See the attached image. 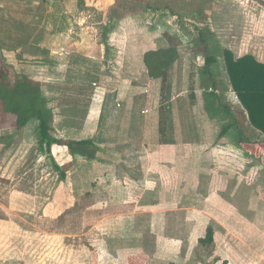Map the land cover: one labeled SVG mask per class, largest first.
I'll return each mask as SVG.
<instances>
[{"label":"rangeland","instance_id":"rangeland-1","mask_svg":"<svg viewBox=\"0 0 264 264\" xmlns=\"http://www.w3.org/2000/svg\"><path fill=\"white\" fill-rule=\"evenodd\" d=\"M15 1L0 0V264L8 263L10 251L21 254L22 264H114L112 252L133 251L143 245L148 252H154L152 264H159L155 259L171 257L164 248L162 254L155 253L156 236L162 238L164 231L170 233L168 249L187 254L188 264H221L228 256L232 258L227 264H264V135L250 125L240 109L222 56L228 47L235 50L236 57L253 50L259 57L264 55L260 53L264 51V0H117L111 14L118 18L140 14L144 20L151 19V31L155 29L165 37L169 47L182 43L178 46L182 58H177L165 82L163 78L149 82L148 73L135 82L136 86H144L147 81L151 84L149 94H143L145 90L139 87L136 95H145L142 105L150 102L158 115L156 135L150 131L146 138L188 145L185 149L180 146V154L177 148L166 151V163H151L147 168L134 164L133 174L117 167L120 163H113L119 162V153L125 151L116 144L117 159L102 158L112 163H69V156L57 154L55 149L56 161L68 172L66 181L59 180L47 155L38 150L37 120L33 118L20 126L21 112L26 107L13 92L18 84L29 93L39 89H33L37 83L32 80L36 64L31 60L23 71L1 50L3 43L11 46L23 33L9 14L25 11L34 0ZM149 27L144 28L145 33ZM202 36L209 47L202 43ZM123 40L130 43L134 37ZM246 43L250 49L245 46L238 51ZM211 48L219 60L213 68L218 93L234 110L235 117L212 119L207 111L208 120L203 114L202 107L207 110L204 92L211 87V81L202 76V69ZM110 74L111 78H103L106 88H120L118 74ZM60 86L63 90L59 99L46 96L48 108L57 116L62 112L80 115L85 103L74 107L69 98L78 89L73 84ZM98 87L91 101L85 97L89 104L101 103L96 96L103 90ZM85 90L86 95L91 94V89ZM14 104L17 110L10 106ZM10 107L12 115L7 116ZM55 118L54 114L52 125ZM205 122L209 123L207 138L200 130ZM226 124L234 125L220 136ZM59 139L65 145V139ZM146 189H155V195L143 193ZM150 202L165 210L154 212L155 226L132 227L133 220L140 221L147 215L141 208ZM135 205L139 209L132 212ZM164 221L172 225L161 227ZM209 228L214 231L212 242L206 241ZM145 232H152L151 238ZM126 262L122 260V264Z\"/></svg>","mask_w":264,"mask_h":264},{"label":"crops","instance_id":"crops-1","mask_svg":"<svg viewBox=\"0 0 264 264\" xmlns=\"http://www.w3.org/2000/svg\"><path fill=\"white\" fill-rule=\"evenodd\" d=\"M17 2L24 3V0H16L15 3L17 4ZM109 2V0H34L31 2V7H26L25 11L19 10L9 14L16 20V24L23 33L19 39H14L15 44L10 46L7 43H3L1 50L4 52V56L11 57L13 65L23 71L28 67L27 63L31 60L36 64L35 77L32 80L37 82L35 86L37 87L36 89L42 90L41 94L45 93V96L56 100L62 95L60 92L63 89L60 85L73 84L78 89L72 94L70 93L71 96L69 98L73 101L72 105L74 107L80 105V102L85 103L86 106L84 107L88 109L85 119L82 116L81 118L71 117L63 112L57 116L55 112L54 135L65 139V141H78L98 137L99 151L94 160H86L79 156L73 157L69 153L67 146L55 144L52 146V153L57 160V154H62L64 157L69 156V163H72L73 160L77 162L93 163L100 161L99 163H112L104 161L102 158L111 156L117 159L114 153L116 144L125 151H123V154L119 153L120 161L113 163H120L117 164V167H121L120 169L123 171L133 174L134 169L132 166L134 164H144V168H147L151 163L155 165H160L162 162L166 163L169 160L168 156L164 155L166 151L174 148H177L178 151L181 145L185 149L188 143H183L185 144L183 145L182 142H175V140L155 142L154 139L150 141L146 138V134L150 133V131H152L151 134L156 135L155 118L158 115L155 116V109L153 110L149 106L150 102L142 105V99L145 98V95H136L138 94L136 90L141 87L145 90L143 94H149L150 79H153V81L154 79H159L150 78L151 76L144 61L145 54L150 51L166 49L169 46L166 44L165 37L157 33L158 31L155 29L151 31L152 27L148 26L152 24L151 19L144 20L137 13L127 14L118 18L117 15L110 13L111 8L115 7L117 0H113L112 3ZM43 5L46 6L44 7ZM43 9H46L44 14L42 13ZM93 10L94 14L92 13ZM39 11L41 15H39ZM5 15L7 16L6 13ZM169 22L167 21L168 24ZM167 23L165 25L168 27ZM146 27H149V30L145 33L144 28ZM262 30L260 29L261 32ZM12 34L16 36L14 33ZM129 37H134V41L128 42V44L123 39ZM181 39L183 38L181 37ZM117 40H119V43H117ZM180 44L182 45L180 42L179 45L177 44L178 60L182 58V50L178 49ZM247 44H244L238 51L244 50L245 46L248 47ZM248 48L250 49V47ZM228 49L235 51L232 47H228ZM250 53L264 63V55L257 56L255 50ZM260 53L264 54V51ZM118 64H122V66L118 67ZM115 69L117 72H114ZM110 73L118 74L117 81L121 79L120 84L122 85L120 88L114 90L106 88L103 78H111L112 75ZM147 73L149 82H145L144 86H136L135 81ZM95 83L100 86L101 91L103 90L101 94L104 93L103 101H99L101 103L90 102L92 94L97 91ZM85 88L91 89L90 95H86ZM82 96H84V100H78ZM87 96L90 104L86 101L85 97ZM232 104L235 105V103ZM240 107L246 114V119L249 120L247 111L244 110L242 105ZM146 110L148 112H145ZM202 111L206 115L205 112L207 110L204 107H202ZM11 112L12 109L6 115L11 116ZM232 113V116L235 117L234 110H232ZM210 118L216 119L211 115ZM80 121H82L81 124H79ZM34 122L36 131L38 122ZM202 124L204 129L201 128L200 130L205 133L203 137L207 138L206 133L209 132V123L205 122ZM6 125H4L5 129H7ZM252 127L259 131L253 125ZM55 149L58 150L57 154ZM66 150L68 154H66ZM176 153L180 154V151ZM176 159H179L178 155ZM75 177L77 176L74 175ZM132 178L135 179L133 176ZM154 190L146 189L143 193L152 196L155 195ZM125 205L129 206L128 203ZM6 208L8 209V207ZM137 208L139 209V206H133L132 212H137ZM141 209H144L141 212H145L147 215L143 216L140 221L137 218L135 221L133 220V225L131 223V226L134 228L152 229L155 226L153 218L156 215L154 212L165 211L158 204L156 205L155 202H150V205L147 204ZM150 213L151 215H148ZM10 222L12 223V221ZM164 225L168 227L172 224L169 221H164L161 227H164ZM7 226L6 228H8ZM145 233L151 238L150 234L152 232ZM162 235V238H160L161 236H156V250L158 251H155V253L159 252L162 254V248H164L168 251L165 254L171 255V257L155 260L159 264H188L186 261L187 254L173 252L168 249V246H171L168 238L170 233L164 231ZM131 250L133 251L121 249V251L112 252L111 256H114L115 259L114 264H122L124 259L128 261V263L126 262L127 264H152L151 258L154 259V252H148L144 245ZM20 255V253L17 254L14 251H10L7 257V260H9L7 264H22L23 257ZM231 258L232 256L225 257L223 259L225 264ZM223 262L221 264H224Z\"/></svg>","mask_w":264,"mask_h":264},{"label":"trees","instance_id":"trees-1","mask_svg":"<svg viewBox=\"0 0 264 264\" xmlns=\"http://www.w3.org/2000/svg\"><path fill=\"white\" fill-rule=\"evenodd\" d=\"M201 34H203L202 31ZM202 38V43L209 47L207 39L203 36ZM212 50L213 48L207 50L209 52H207V55L205 56V65L202 69V76L208 78L209 82L211 81V87L204 92L205 107L213 118H226L227 116L234 117L232 116L233 113L231 108L226 105L223 96L218 93L213 68L219 64V60L216 55L212 54ZM178 56L177 45L170 46L166 49L147 52L144 61L151 78H163L165 82V79H168L170 69L177 61ZM222 56L226 64L231 87L237 94L242 107L247 111L251 125L264 135V63L260 62L251 53L236 57L234 52L230 49L223 50ZM33 89H36V86H34ZM36 90L38 91V89ZM13 94L16 95L15 98L18 100L21 99L22 105L26 107L24 113L21 112L20 126L24 127L33 118L37 120L38 125L36 127V136L38 150L40 153L47 155L49 162L58 172L59 180L66 181L68 172L65 170L64 166L56 161L52 153V146L55 144H62L63 141L53 133L54 127L52 123L54 120V111L53 109L48 108L46 96L41 94L40 90L37 93H29L25 90L23 85L20 84H18ZM9 97L11 98V95ZM193 98H195V96H193ZM167 99H170L169 94H167ZM10 106H14L13 110H17V108H15L17 105L14 104ZM87 110L88 109L86 108L81 111L80 115L78 114L75 116L71 114V117L80 118V116H82V118L85 119ZM233 125L226 124L223 127L220 136L227 134L233 128ZM238 134L237 130L236 135ZM96 138L82 139L78 141L69 140L66 141L65 145L68 147V151L73 157L79 156L86 160H94L99 151V141L98 137ZM213 240L214 231L212 228H209L206 241L212 242Z\"/></svg>","mask_w":264,"mask_h":264},{"label":"built area","instance_id":"built-area-1","mask_svg":"<svg viewBox=\"0 0 264 264\" xmlns=\"http://www.w3.org/2000/svg\"><path fill=\"white\" fill-rule=\"evenodd\" d=\"M95 86H96L97 88H99V87L97 86L96 83H95ZM103 96H104V93H102V95H100V94L97 95L96 98H97L99 101L102 102V101H103V98H104ZM236 97L238 98V96H236ZM145 112H148V110H146Z\"/></svg>","mask_w":264,"mask_h":264}]
</instances>
